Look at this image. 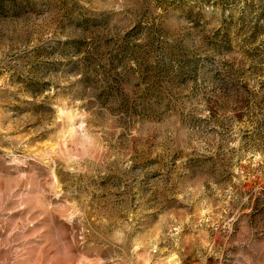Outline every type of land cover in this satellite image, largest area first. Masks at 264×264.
<instances>
[{
  "label": "rangeland",
  "instance_id": "obj_1",
  "mask_svg": "<svg viewBox=\"0 0 264 264\" xmlns=\"http://www.w3.org/2000/svg\"><path fill=\"white\" fill-rule=\"evenodd\" d=\"M0 264H264V0H0Z\"/></svg>",
  "mask_w": 264,
  "mask_h": 264
}]
</instances>
